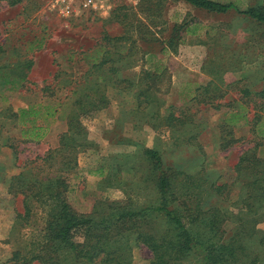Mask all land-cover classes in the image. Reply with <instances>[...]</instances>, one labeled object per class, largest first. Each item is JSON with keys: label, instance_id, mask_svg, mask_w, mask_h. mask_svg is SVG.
Segmentation results:
<instances>
[{"label": "rangeland", "instance_id": "1", "mask_svg": "<svg viewBox=\"0 0 264 264\" xmlns=\"http://www.w3.org/2000/svg\"><path fill=\"white\" fill-rule=\"evenodd\" d=\"M215 1L232 2L239 11L264 6V0ZM141 2L114 0L106 16L66 17L50 0H18L14 5L0 0V264H14L12 253L34 241L45 222L39 208L28 219H17L23 212L22 197L9 189L11 178L22 171L38 174L40 158L59 148V137L68 128L60 117L70 111L68 104L75 99L72 90L81 74L94 57L102 55L99 45L105 34L124 37L120 52L130 56L127 62L133 65L116 77L136 86L127 91L107 88V107L81 118L84 131L74 135L72 150L76 166L63 176L68 185L65 198L74 212L99 217L115 205L131 203L136 209L154 203L155 188L143 182L145 149L157 150L165 169L231 183L238 157L253 146L249 125L241 120L229 131L222 125L227 108L217 110L199 101L221 88L227 91L221 104L234 102L236 109L242 100L259 106L260 99L253 94L264 89V25L234 9L216 15L184 1L152 0L145 8ZM119 3L127 7L119 17H127L123 24L111 15ZM185 21L200 25L197 33L182 32L168 47L172 27ZM39 41L42 47L34 48ZM26 59L33 64L26 81L19 84L17 75L26 71L21 68ZM145 72L156 76L149 83L159 103L140 112L134 91L143 87ZM66 102V107L60 105ZM30 106L41 112L49 106L55 112L53 117L36 119V125L46 127L38 142L21 137L22 127L30 125L33 116L21 117L20 109ZM171 107L190 115L193 124L171 129L161 124L154 131L149 115L160 116L154 122L158 123ZM257 111L264 118V106ZM62 156L56 153V161L62 163ZM117 167L122 168L119 179L109 186ZM42 170L40 178L53 175ZM134 170L138 174L130 176L128 171ZM240 194L236 186L224 207L231 211ZM210 201L217 202L214 197ZM229 228V224L224 226ZM258 228L264 231V222ZM131 256V264H149L150 253L143 247H133Z\"/></svg>", "mask_w": 264, "mask_h": 264}, {"label": "trees", "instance_id": "2", "mask_svg": "<svg viewBox=\"0 0 264 264\" xmlns=\"http://www.w3.org/2000/svg\"><path fill=\"white\" fill-rule=\"evenodd\" d=\"M141 1L142 8L153 4L152 0ZM174 1H184L197 10L216 15L234 9L240 15L264 25L262 4L239 11L232 2ZM17 2L9 0L11 5ZM126 9V6L116 4L111 13L112 18L123 24L127 17H119ZM199 26L186 21L174 25L166 44L168 47L173 46L182 32L195 35ZM122 39L123 36L103 35V44L99 45L103 49L102 55L92 59L72 90L75 99L68 104L70 111L65 117H60L66 120L68 128L59 137V148L48 151L40 158L39 173L43 172L42 168H46L53 175L46 174L40 178L39 173L22 171L11 178L9 189L14 195L22 197L23 212L17 214V219H28L34 208H39L45 216L44 227L38 236L23 250H15L11 260L14 264H131L133 247H143L150 253L149 264L264 263V231L258 228V224L264 222V158L256 154L258 148L264 145V118L257 111L264 106V89L253 94L260 99L259 106L255 102L247 104L242 100L236 109L232 106L234 102L221 104L219 100L227 94L221 88L212 96L199 101L213 109L227 108L222 125L229 131L241 120L250 126L253 146L238 157L232 168L235 177L231 183L218 180L210 182L199 175L165 169L159 152L145 149L143 158L147 165L143 182L151 183L155 188L154 203L136 209L131 203L125 207L115 205L99 217L77 214L67 203L65 193L68 185L63 176L76 166L72 150L74 135H81L84 131L81 118L107 107V88L127 91L134 84L128 79L120 80L116 77L120 71L133 65V61L127 62L130 56H123L120 52L123 46L119 42ZM41 47L42 42L39 41L34 48ZM32 64L29 59L21 63V68L26 71L17 75L19 84L26 81ZM15 67L10 71L14 72ZM155 79L154 74L145 72L143 87L139 86L134 91L137 110L140 112H146L153 103H159L152 93V83H149ZM243 94L250 96L248 91ZM60 105L66 107L67 102ZM43 109V112L34 106L20 109L21 117L33 116L29 120L30 125H24L21 129L23 140L38 142L44 136L46 127L36 125V119L53 117L55 112L49 106H43ZM247 113H251V116ZM155 114L149 115L148 120L153 121L151 127L154 131L161 124L170 129L193 124L190 115L172 107L166 116L157 120L158 123L154 122L160 116ZM229 142L232 143L231 140ZM56 153H62V163L56 161ZM113 170L108 180L109 186H113L119 179L122 168ZM128 172L130 176L138 174L135 170ZM236 186L240 188V198L229 211L224 206ZM212 197L217 202L212 203ZM226 224L231 228L224 229Z\"/></svg>", "mask_w": 264, "mask_h": 264}, {"label": "built area", "instance_id": "3", "mask_svg": "<svg viewBox=\"0 0 264 264\" xmlns=\"http://www.w3.org/2000/svg\"><path fill=\"white\" fill-rule=\"evenodd\" d=\"M59 5L60 12L66 17L82 14L106 16L112 10L114 0H50Z\"/></svg>", "mask_w": 264, "mask_h": 264}, {"label": "crops", "instance_id": "4", "mask_svg": "<svg viewBox=\"0 0 264 264\" xmlns=\"http://www.w3.org/2000/svg\"><path fill=\"white\" fill-rule=\"evenodd\" d=\"M258 155L264 158V145L258 148Z\"/></svg>", "mask_w": 264, "mask_h": 264}]
</instances>
